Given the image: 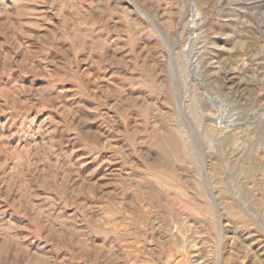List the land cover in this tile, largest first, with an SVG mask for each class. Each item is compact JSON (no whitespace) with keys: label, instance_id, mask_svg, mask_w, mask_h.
<instances>
[{"label":"rangeland","instance_id":"rangeland-1","mask_svg":"<svg viewBox=\"0 0 264 264\" xmlns=\"http://www.w3.org/2000/svg\"><path fill=\"white\" fill-rule=\"evenodd\" d=\"M0 264H264V0H0Z\"/></svg>","mask_w":264,"mask_h":264},{"label":"bare ground","instance_id":"bare-ground-1","mask_svg":"<svg viewBox=\"0 0 264 264\" xmlns=\"http://www.w3.org/2000/svg\"><path fill=\"white\" fill-rule=\"evenodd\" d=\"M176 136V138L178 137V135H175ZM202 158H203V162H205V159H204V157H203V154H202ZM202 167H203V169L206 171V164H202ZM206 173V172H205ZM207 180V183L209 182V180L208 179H206ZM177 196H178V198H183V197H181L182 196V193L180 192V191H177Z\"/></svg>","mask_w":264,"mask_h":264}]
</instances>
